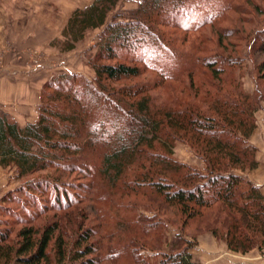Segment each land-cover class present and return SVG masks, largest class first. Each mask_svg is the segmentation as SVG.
I'll use <instances>...</instances> for the list:
<instances>
[{
  "label": "trees",
  "instance_id": "trees-1",
  "mask_svg": "<svg viewBox=\"0 0 264 264\" xmlns=\"http://www.w3.org/2000/svg\"><path fill=\"white\" fill-rule=\"evenodd\" d=\"M123 1L95 0L72 13L54 45L70 53L90 33L102 30L97 53L89 60L95 79L77 81L62 74L47 82L36 123L22 127L0 111V165L13 167L32 195L44 189L38 186L42 182L65 185L67 173L81 170L78 160L84 150L104 148L101 172L109 184H130L135 195L142 190L149 198L156 196L146 206L163 218L140 220V226L124 221L128 231L143 233V248L133 241L130 251L109 252L108 259L114 258L117 264L126 254L132 256L133 264H195L190 251L197 245V235L204 232L224 240L233 252H264V194L243 176L259 164L257 149L248 141L257 128L255 114L264 102V28L257 30L249 49L259 63V86L249 94L237 77L241 67L230 56L213 52L203 58L190 57L191 64L205 66L210 73L201 83L194 81L189 69L172 70V63L176 66L181 60H176V49L169 46L172 40L165 43L164 38L191 17L194 0H141L136 9L116 13ZM254 10L264 14L258 5ZM221 11L213 12L215 18L203 26H211L218 48L235 53L237 44L252 35L247 28L252 22L239 17L231 28L220 26L217 22L228 12L241 13L231 2ZM191 30L186 25L184 31ZM161 46L171 55L165 64ZM177 56L185 59L183 54ZM146 70L160 81L155 78L119 89L109 84L140 78ZM184 72L187 84L171 85ZM159 88L169 101L159 103L158 95H152ZM177 141L185 142L205 162L204 170L173 157ZM194 225L190 238L187 234ZM169 227L177 234L169 251H163L164 232ZM56 231L48 227L40 235L32 228L24 229L23 242L15 249L0 229V264H49L47 249ZM91 237L89 232L81 234L77 246H85L70 255L60 248V264H101L95 247L88 244ZM155 240V249L144 245ZM142 250L154 257L145 256Z\"/></svg>",
  "mask_w": 264,
  "mask_h": 264
},
{
  "label": "rangeland",
  "instance_id": "rangeland-1",
  "mask_svg": "<svg viewBox=\"0 0 264 264\" xmlns=\"http://www.w3.org/2000/svg\"><path fill=\"white\" fill-rule=\"evenodd\" d=\"M36 1L37 0H35L36 5L32 6V8H35L33 14L40 13L43 15L42 11H45L48 21L53 20L55 22L53 31H45L42 27L34 31L33 29L36 26L32 25L31 31H29V33H24L26 31L24 29L25 24L23 23H25V20L28 18L19 10V8L24 7V5L18 6L24 4V2L22 0L0 2V9H9L11 11V13L7 14L5 17L7 23L9 22L8 26L1 28L4 39L1 40L0 45V84L13 82L21 78L26 79L25 76L30 77L31 75L39 74L40 71L52 73L53 77L47 82L56 79L62 74L71 75L77 78V81L82 78L88 79L91 82L94 81L95 70L89 64V60L97 53V44L100 40L102 30H98L100 34L97 36L90 33L85 39L86 41L84 40L79 43L76 50L81 52V56L76 55V57H78L77 59H79V63L77 64L75 62L77 61L76 57L70 54L72 58L68 55L69 53L61 52L60 49L54 45L57 39L62 38L63 30L68 23L66 22L64 26L61 25V18L63 20L64 16H62L60 8H56V5L53 3L49 4L44 2L48 4V10H43V7L46 6L41 4L42 0ZM124 1L121 3L116 13H127L136 9L141 0L138 1V4L131 3L128 5ZM194 1V8L191 9V12L189 11L191 17L189 16L187 18V22H185L181 28L173 31L174 33L168 32L164 38L165 43L170 39L172 40L173 44L169 46L171 49H176L177 53L174 54L176 60H181V63L176 66L172 63V70L175 68H182L184 70L189 69L194 72V81L196 83H201L206 80L207 77H210V73L209 71L206 72L205 66L194 63L191 64L188 61L190 57L203 58L208 55H213V52L230 56L237 61L241 67L240 70H238L239 67L237 68L236 73L239 80L243 83L245 91L249 94H254L259 86V71L257 68L259 63L258 61L255 63L254 56L249 53V49L257 30L264 28V14L258 15L254 10L255 5H258L260 9L264 10V0H251L250 3H248L247 0ZM230 2L232 6L236 3L241 13L236 14L230 11L221 18L217 24L231 28L235 26L233 24L234 20L241 17L245 21L248 20L252 22L251 26H247L248 29L252 30V35L247 36L246 41L237 44L238 48L235 53L229 54L217 47V35L212 33L211 26L203 25L215 18L212 13L216 10H222L220 12V14H222L224 8ZM36 9H38L39 12H37ZM243 9L245 12H243ZM199 24L204 28L199 30L197 27ZM186 25L191 26L193 31L191 30L192 32L190 33L184 31ZM248 29H246V31ZM208 38H211V40H208ZM232 41L236 40L233 39ZM94 47H96V51L89 52L93 51ZM162 47L163 46H161L160 49V55L163 57L162 63L165 64L167 61L171 60V55L169 54L170 52H166ZM204 49L206 51H204ZM84 50L85 52L83 53ZM181 54L185 56V59L177 56ZM128 59H131L130 56ZM258 59L260 58H257V60ZM262 59L263 58H261L260 61ZM115 63H117V61L112 62V64ZM155 78L156 81H160V78L157 77L155 73L146 70L140 78L117 83L111 82L109 84L119 89L136 83H144ZM23 79L22 81H26ZM179 79V82H171V85L174 87L176 85L179 86V84L184 86V84H187L189 81L185 72L181 74ZM29 81L33 83L35 79L28 80V82ZM47 82H45V84ZM167 82L170 84L169 81ZM253 89L255 90L253 91ZM152 95H158L159 103H164L167 100L169 101L170 98L168 94L160 88L156 89ZM261 110H264V102L255 114L257 128L248 142L257 149L256 159L258 163L260 162L257 169L262 168V170H264V114L262 113L264 111L261 112ZM0 111L2 110L0 109ZM124 124L129 125L128 122ZM103 156L104 148L102 147L96 150H84L79 157L82 158V160H78L79 162L77 161L79 167H82L80 168L81 170L72 172L71 174L67 173L64 178V180L67 181L65 185L56 186L50 182V185L42 182L38 186L44 189L38 190L36 193H34V191L32 195L29 193V188L27 189L25 186L26 181L18 178L16 170L13 167L4 168L0 165V229L8 235L9 244L15 249H18L23 242L20 234L24 229L32 228L42 235L48 227H56L57 231L55 232L54 239L47 249V254L50 259L49 264H60V248L67 251L69 255L78 249H82L85 245L78 247L77 241L81 234L85 232L92 233L91 240L88 244L95 247L96 253L94 255L98 257L101 264H117V260L114 258H112V260L108 259L109 252L111 253L118 249L126 250V248L130 251V244L133 243V241L135 244L137 243V247L140 246L143 248V241L140 240L143 233L140 234L141 231L139 230L136 232L128 231L129 229H127V225L124 221H131L135 223L136 226H140V220L153 222L158 219L161 221L163 218L161 219L153 210L149 211L146 206V203H148L150 199L154 200L156 196L149 198L143 194L142 190L141 193L135 195L134 190H132V185L130 184L125 186V184L120 182L116 187L110 185L101 172ZM173 157L177 161L186 164H189L188 162L191 159L194 160L198 158L200 161L194 160L193 162L195 163L197 161L196 163H198L200 167L192 164L189 165L201 170H204L206 165L205 162L183 141L176 142ZM248 172H253V170ZM239 173L241 172L239 171ZM38 175H36L35 178L38 177ZM243 176L249 179L245 175ZM41 192L44 193L41 194ZM144 216L150 218H144ZM180 224V222L177 223L178 226ZM195 227L196 225L190 227L189 231H191V233L187 234L189 235L188 237L191 238L194 236ZM169 229L166 231L164 230L166 237L163 239V246H165V242L168 241L167 235L169 236ZM110 232H113L111 238L107 236ZM209 233L213 234L211 232ZM199 235L200 234L197 236L199 237ZM155 242L156 240L149 244L147 243V245L144 243V245L147 248L155 249L157 246ZM108 243H111L112 246H108ZM123 250H118V252ZM142 251V253L147 256L148 251ZM230 253L235 254L236 252L230 250L229 254ZM237 254H239L238 260L245 261L244 264H264V252H261L259 249H256L253 253H247L249 255ZM242 256H244V258ZM252 256L256 257L252 258ZM88 257L90 256L86 258ZM147 257L152 258L150 254ZM131 258L132 256L130 254H126L122 257L123 261L121 259L118 264H133ZM254 259L257 260L255 263L252 262ZM68 262L69 261L65 264Z\"/></svg>",
  "mask_w": 264,
  "mask_h": 264
},
{
  "label": "crops",
  "instance_id": "crops-1",
  "mask_svg": "<svg viewBox=\"0 0 264 264\" xmlns=\"http://www.w3.org/2000/svg\"><path fill=\"white\" fill-rule=\"evenodd\" d=\"M3 1L7 2L8 0H0V2ZM22 1L24 2V4H20L18 6L24 5V7H20L19 10H21L20 12L24 13L28 18L27 20H25V23H23L25 24L24 29L26 31L24 33H29V31H31L32 29V25L36 26L33 29L34 31H36V29L38 30L41 27L45 29V31L54 30L55 22L53 20L48 21L47 13L45 11H42L43 15H41L40 13L33 14L35 8H32V6L36 5L35 0H22ZM94 1L95 0H42L41 4H44L46 6L43 7V10H48L47 7L48 4L46 3L49 4L53 3L56 5V8L59 7L62 16H64L63 20L61 18V25L64 26L76 9H83L91 5ZM138 1L140 0H125L124 2H126V4L128 5L131 3L138 4ZM36 2H38V0ZM36 10L37 12H39L38 9ZM9 13H11L9 9H5V10H3V8L0 9V45H1V40L4 39L2 35L3 31L1 30V28H5V26H8L9 22L7 23L5 17ZM99 32L100 31H95L92 32L91 34L97 36L100 34ZM94 51H96V47H94L93 51H89V52H94ZM84 52L85 50L83 51V53ZM70 54H72L73 57H76V55L81 56V52H79L78 50L74 51L73 53H69L68 55ZM77 58L78 57H76V59ZM78 60L79 59L75 61L77 64L79 63ZM40 73L36 75L35 74L31 75L30 77L25 76L26 79L23 78L17 79L18 81L17 80L13 81L15 80L13 79L12 80L13 82H6L0 84V109L3 112L9 114L10 118L18 122L22 127L31 123H36L39 120L40 117L39 106L41 104L42 87L44 86L45 82H47L53 77L51 72L47 73L46 71L44 72L40 71ZM22 79L26 81H22ZM31 79H35V81L33 83H30V81L28 82V80ZM254 90L255 89H253V91ZM262 111L264 110H261V112ZM262 113L264 114V112ZM194 160L200 161L198 158H195ZM194 160L191 159L189 162L188 161L187 162L189 164L200 167V165L196 163L197 161L195 163L193 162ZM243 175L248 177L249 180L252 181L255 185L259 186L261 188L262 193L264 194V170H262V168H258L257 170L255 169L253 170V172H248L245 174L243 173ZM169 228H170L169 236L167 235L168 241L165 242L164 244L165 246H163V251H169L170 245L177 234V231L173 227H169ZM197 243L198 244L191 250L193 258L195 259L193 260L195 261L196 264H228V263L244 264L245 263V261L238 260L239 254L237 253L229 254L230 249L228 248L227 243L222 240L221 241L218 240L213 234H210L209 232H204L200 234L199 237H197ZM255 250H252L251 253L255 252ZM149 254L152 257H154L153 253L147 252V256ZM242 257L244 258V256ZM254 257L256 256H252V258ZM255 261L257 260L254 259V261L252 262L255 263Z\"/></svg>",
  "mask_w": 264,
  "mask_h": 264
}]
</instances>
